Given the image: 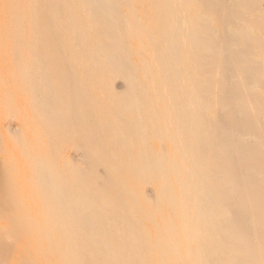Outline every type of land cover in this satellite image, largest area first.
<instances>
[{"label": "bare ground", "instance_id": "obj_1", "mask_svg": "<svg viewBox=\"0 0 264 264\" xmlns=\"http://www.w3.org/2000/svg\"><path fill=\"white\" fill-rule=\"evenodd\" d=\"M22 9L14 54L30 50L46 138L28 168L35 219L18 222L36 264H264V0ZM73 111L85 158L66 167Z\"/></svg>", "mask_w": 264, "mask_h": 264}, {"label": "rangeland", "instance_id": "obj_2", "mask_svg": "<svg viewBox=\"0 0 264 264\" xmlns=\"http://www.w3.org/2000/svg\"><path fill=\"white\" fill-rule=\"evenodd\" d=\"M22 2L23 0H0V264H36L34 260L37 258L34 249L32 248V250L29 247L35 233L32 231L33 235V233L26 232L22 226L18 225L19 220H23V218L32 220L31 218L34 217L35 219L33 215L35 214L33 212L35 208H30L29 205L35 206L37 193H34L35 196L31 193V184L28 182L30 169L28 168H30L33 160L44 153V147L37 144L43 145L46 140L43 135V122H40L37 118L42 108L39 107L37 115L36 108L34 109L29 103L32 97H30V85L29 87L27 85L30 83L26 78L23 79L25 77L23 75L26 74L23 72L26 69L25 67L32 65L29 58L30 50L28 51L29 48L24 45V47L26 46L25 50L23 47L21 49L24 51L19 50L23 53L16 52L17 55L14 54L15 45L20 44L18 41L25 44L28 39V29L22 30L23 28H21L22 33L15 34L14 19L21 17L25 0L23 4ZM22 21L21 25L26 26V22ZM23 37L27 38L24 39ZM23 63L24 65H22ZM122 82L121 79L115 80V86L118 90L123 87ZM98 95L99 89L93 87V90L87 92L86 98L91 100ZM51 99L49 98L48 101H51ZM96 106H99L97 109L100 110L101 104ZM97 109L95 108V112H97L94 114L95 117L101 113V110L96 111ZM75 113L73 111L72 114L74 115L71 114L72 118H69L70 120L67 121L66 126L64 125V128L70 130V133L67 136L65 135L64 139L62 138L65 140V137H67L68 141L65 140L67 145L63 146L64 148L60 151L58 158L59 163L66 165V167L81 164L85 158L83 148L71 143L82 133L78 121L83 118V115L81 112L79 114ZM41 131L43 136L40 135ZM94 149V151L98 149L97 144ZM19 165L22 170L18 168ZM102 171L104 172V169ZM143 191L148 197L153 195L152 186H144ZM22 202H25V205Z\"/></svg>", "mask_w": 264, "mask_h": 264}]
</instances>
